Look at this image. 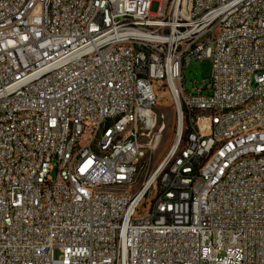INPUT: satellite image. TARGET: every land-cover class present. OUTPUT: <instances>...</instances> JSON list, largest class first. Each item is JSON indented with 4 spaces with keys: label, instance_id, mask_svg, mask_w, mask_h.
<instances>
[{
    "label": "built area",
    "instance_id": "2783aa9c",
    "mask_svg": "<svg viewBox=\"0 0 264 264\" xmlns=\"http://www.w3.org/2000/svg\"><path fill=\"white\" fill-rule=\"evenodd\" d=\"M0 264H264V0H0Z\"/></svg>",
    "mask_w": 264,
    "mask_h": 264
},
{
    "label": "rangeland",
    "instance_id": "374dc122",
    "mask_svg": "<svg viewBox=\"0 0 264 264\" xmlns=\"http://www.w3.org/2000/svg\"><path fill=\"white\" fill-rule=\"evenodd\" d=\"M210 69L209 60H192L185 70V90L189 93H194L196 89L204 88L209 82ZM153 86L157 92L156 102L153 107L157 121L152 133L159 132V128L162 129L158 145L149 153V164L151 167L169 150L175 140L177 128V116L172 97L160 81H153ZM52 176H54V173H52Z\"/></svg>",
    "mask_w": 264,
    "mask_h": 264
},
{
    "label": "bare ground",
    "instance_id": "6f19581e",
    "mask_svg": "<svg viewBox=\"0 0 264 264\" xmlns=\"http://www.w3.org/2000/svg\"><path fill=\"white\" fill-rule=\"evenodd\" d=\"M159 139H160V136H159V138H158V140H157V142H156L155 146L153 147V149H155V148H156V146L158 145V143H159ZM175 143H176V140H175Z\"/></svg>",
    "mask_w": 264,
    "mask_h": 264
},
{
    "label": "trees",
    "instance_id": "16d2710c",
    "mask_svg": "<svg viewBox=\"0 0 264 264\" xmlns=\"http://www.w3.org/2000/svg\"><path fill=\"white\" fill-rule=\"evenodd\" d=\"M185 132V131H184ZM183 139H184V135H183V137H182V141H183Z\"/></svg>",
    "mask_w": 264,
    "mask_h": 264
}]
</instances>
